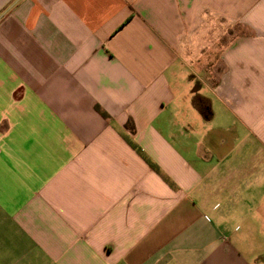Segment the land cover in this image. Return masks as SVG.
Returning a JSON list of instances; mask_svg holds the SVG:
<instances>
[{
    "label": "crops",
    "instance_id": "crops-1",
    "mask_svg": "<svg viewBox=\"0 0 264 264\" xmlns=\"http://www.w3.org/2000/svg\"><path fill=\"white\" fill-rule=\"evenodd\" d=\"M0 264H264V0H0Z\"/></svg>",
    "mask_w": 264,
    "mask_h": 264
},
{
    "label": "trees",
    "instance_id": "trees-1",
    "mask_svg": "<svg viewBox=\"0 0 264 264\" xmlns=\"http://www.w3.org/2000/svg\"><path fill=\"white\" fill-rule=\"evenodd\" d=\"M132 147H134L138 152L140 151L139 148H137V147H136L135 145H133V144H132ZM149 165H150L152 168H154L155 170H157V169H156V166H154L153 164L149 163Z\"/></svg>",
    "mask_w": 264,
    "mask_h": 264
}]
</instances>
